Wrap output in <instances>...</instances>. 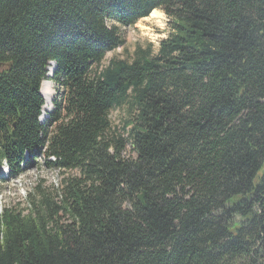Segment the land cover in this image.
Masks as SVG:
<instances>
[{
	"label": "trees",
	"instance_id": "16d2710c",
	"mask_svg": "<svg viewBox=\"0 0 264 264\" xmlns=\"http://www.w3.org/2000/svg\"><path fill=\"white\" fill-rule=\"evenodd\" d=\"M156 10V55L102 67ZM38 155L77 175L0 212V264H264V0H0V167Z\"/></svg>",
	"mask_w": 264,
	"mask_h": 264
},
{
	"label": "rangeland",
	"instance_id": "374dc122",
	"mask_svg": "<svg viewBox=\"0 0 264 264\" xmlns=\"http://www.w3.org/2000/svg\"><path fill=\"white\" fill-rule=\"evenodd\" d=\"M157 12L155 16L149 15L139 20L132 27L121 28L120 32L125 44L123 47L108 53L101 64L102 67L107 66L111 60L132 62L133 59H136L137 48L145 50L148 46H151V56H155L160 41L167 37L169 30L166 15L161 11L157 10ZM113 24V22H109L108 26ZM52 68L49 66L46 89L42 92L43 95H45L46 91L53 93L50 113L54 111L55 100L61 101L62 96L60 86L52 80L53 72H50ZM48 115L46 118H48ZM133 115L134 112L131 111L129 104L112 110L109 114L111 131L127 137V133L131 128L129 122ZM129 154V147H127L124 155L129 156ZM35 160L38 162L24 168L22 174L17 178L11 179L5 167H3V170L0 169V212L4 208H11L15 211L27 213L30 210V198L32 200L37 199L39 191L47 194L54 203H58L62 179L77 175L76 171L64 172L58 169L47 168L43 156L38 155V158H35ZM61 222H64V220Z\"/></svg>",
	"mask_w": 264,
	"mask_h": 264
},
{
	"label": "bare ground",
	"instance_id": "6f19581e",
	"mask_svg": "<svg viewBox=\"0 0 264 264\" xmlns=\"http://www.w3.org/2000/svg\"><path fill=\"white\" fill-rule=\"evenodd\" d=\"M157 10L156 11H153L150 16H155L157 14ZM52 69H50V72L52 73L53 72V69L55 70L54 68V64H51L50 66ZM49 69V68H48ZM48 77V76H47ZM46 83L47 81H45L41 87V94L43 96V98L45 99V105L42 107V116H41V119L42 120H45L46 117H47V114L50 113V110H51V106H52V99H53V93L50 91H46L45 95H43V91L46 89Z\"/></svg>",
	"mask_w": 264,
	"mask_h": 264
},
{
	"label": "water",
	"instance_id": "95a60500",
	"mask_svg": "<svg viewBox=\"0 0 264 264\" xmlns=\"http://www.w3.org/2000/svg\"><path fill=\"white\" fill-rule=\"evenodd\" d=\"M42 123V122H41Z\"/></svg>",
	"mask_w": 264,
	"mask_h": 264
}]
</instances>
